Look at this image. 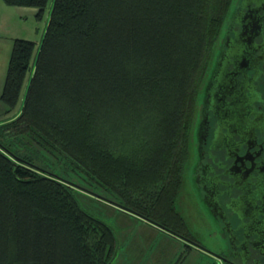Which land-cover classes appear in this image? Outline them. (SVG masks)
<instances>
[{
    "label": "trees",
    "instance_id": "16d2710c",
    "mask_svg": "<svg viewBox=\"0 0 264 264\" xmlns=\"http://www.w3.org/2000/svg\"><path fill=\"white\" fill-rule=\"evenodd\" d=\"M2 1L44 25L12 40L0 91V264H110L115 233L77 193L194 244L175 201L232 0Z\"/></svg>",
    "mask_w": 264,
    "mask_h": 264
},
{
    "label": "flooded vegetation",
    "instance_id": "af4514ba",
    "mask_svg": "<svg viewBox=\"0 0 264 264\" xmlns=\"http://www.w3.org/2000/svg\"><path fill=\"white\" fill-rule=\"evenodd\" d=\"M200 110L191 184L223 245L199 249L222 264H264V0H237Z\"/></svg>",
    "mask_w": 264,
    "mask_h": 264
},
{
    "label": "rangeland",
    "instance_id": "374dc122",
    "mask_svg": "<svg viewBox=\"0 0 264 264\" xmlns=\"http://www.w3.org/2000/svg\"><path fill=\"white\" fill-rule=\"evenodd\" d=\"M236 3L237 0H232L231 9ZM25 17L26 18H22L20 21L18 20L17 23H13V28L19 29L16 35L18 38L26 37L25 39L38 42L42 35L44 17L41 20H37L32 14ZM228 18L229 15L223 25L221 35L214 45L205 79L209 75V69H211L220 47ZM12 40L8 38V36L5 38L0 37V83H3L4 80ZM1 87L2 86H0V91ZM203 89L204 85L201 88L195 109V121L190 141V156L181 175V186L175 201V208L183 217L190 236L198 241L199 245L204 246L205 249L209 251L213 249L219 252V246L223 245L220 228L212 218L211 213L201 205L198 199H196L197 197H195L193 193L191 184V167L196 158L194 131L199 120V112L201 113L199 109L202 102ZM0 105L4 108L1 101ZM9 116L10 114H5L1 111L0 121ZM39 152L42 156L46 157L51 164H58L60 165L59 167H62L61 164L64 165L63 161L61 164L58 162V157L49 155L44 150H40ZM70 178L72 180H77L76 182L81 185L87 186L84 181L77 179V177L73 175H71ZM95 190L104 194L100 189ZM76 198L85 211L109 225L114 231L117 239V250L110 264H222L207 252L186 242V240L180 236L171 234L131 212L87 194L83 195L77 193ZM186 243L190 244V248L186 247Z\"/></svg>",
    "mask_w": 264,
    "mask_h": 264
},
{
    "label": "crops",
    "instance_id": "0c3cea01",
    "mask_svg": "<svg viewBox=\"0 0 264 264\" xmlns=\"http://www.w3.org/2000/svg\"><path fill=\"white\" fill-rule=\"evenodd\" d=\"M36 11L37 9L34 7L7 5L0 0V37L5 38L8 36L11 40L17 38L16 34L19 29L13 28V23L26 18L27 15L32 14V16H35ZM0 86H2V83H0ZM2 109L0 105V112L3 111Z\"/></svg>",
    "mask_w": 264,
    "mask_h": 264
},
{
    "label": "water",
    "instance_id": "95a60500",
    "mask_svg": "<svg viewBox=\"0 0 264 264\" xmlns=\"http://www.w3.org/2000/svg\"><path fill=\"white\" fill-rule=\"evenodd\" d=\"M260 2V1H259ZM238 41H239V37H237L236 38V42L232 45V47L234 48V49H237L238 48ZM232 47H231V50H232ZM193 242V241H192ZM197 247H199V248H202L203 249V247L201 246V245H199V244H197V243H195V242H193Z\"/></svg>",
    "mask_w": 264,
    "mask_h": 264
},
{
    "label": "bare ground",
    "instance_id": "6f19581e",
    "mask_svg": "<svg viewBox=\"0 0 264 264\" xmlns=\"http://www.w3.org/2000/svg\"><path fill=\"white\" fill-rule=\"evenodd\" d=\"M51 2V1H50ZM232 2V1H231ZM261 6V5H260ZM259 6V7H260ZM48 7V6H47ZM51 9V8H50ZM247 18H249V16L247 17ZM235 19V18H234ZM233 21H236V20H233ZM237 22V21H236ZM251 23V22H250ZM245 27H247V26H245ZM249 28V27H248ZM245 30V29H244ZM15 39V38H14ZM12 46V45H11ZM34 57V56H33ZM9 61V60H8ZM9 63V62H8ZM6 72V71H5ZM3 84V83H2ZM26 86V85H25ZM3 105H5V104H3ZM20 108V107H19ZM17 112V111H16ZM18 115V114H17ZM13 117H15V116H13ZM186 138V137H185ZM5 147V146H4ZM10 155V154H9ZM34 167H36V166H34ZM43 168V167H42ZM41 169V168H40ZM42 172V171H41ZM51 175V174H50ZM181 180V179H180ZM180 182V181H179ZM180 184V183H179ZM181 186V185H180ZM112 203V202H111ZM134 219H136V218H134ZM139 219V218H138ZM137 220V219H136ZM108 262V261H107ZM107 264V263H106Z\"/></svg>",
    "mask_w": 264,
    "mask_h": 264
}]
</instances>
